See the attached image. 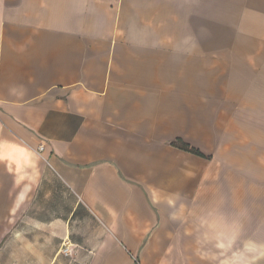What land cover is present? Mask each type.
Returning <instances> with one entry per match:
<instances>
[{
  "label": "crops",
  "instance_id": "obj_1",
  "mask_svg": "<svg viewBox=\"0 0 264 264\" xmlns=\"http://www.w3.org/2000/svg\"><path fill=\"white\" fill-rule=\"evenodd\" d=\"M248 259L264 0H0V264Z\"/></svg>",
  "mask_w": 264,
  "mask_h": 264
},
{
  "label": "trees",
  "instance_id": "obj_2",
  "mask_svg": "<svg viewBox=\"0 0 264 264\" xmlns=\"http://www.w3.org/2000/svg\"><path fill=\"white\" fill-rule=\"evenodd\" d=\"M174 144L177 145L180 148H183L185 150H189L191 152H194L195 154L203 155L202 152H200L199 149H196L195 147H192L190 144L186 143L185 141H183L180 138L177 139L176 141H174Z\"/></svg>",
  "mask_w": 264,
  "mask_h": 264
},
{
  "label": "rangeland",
  "instance_id": "obj_3",
  "mask_svg": "<svg viewBox=\"0 0 264 264\" xmlns=\"http://www.w3.org/2000/svg\"><path fill=\"white\" fill-rule=\"evenodd\" d=\"M239 249H240L239 247L236 248V250H239ZM223 250H225V246H224L223 244L218 243V244H217V251L220 252V251H223ZM234 251H235V250H234ZM248 261L250 262V261H252V260H251V259L246 260V263H245V264H250ZM218 262H219V261H218ZM232 262L235 263L236 260L233 259Z\"/></svg>",
  "mask_w": 264,
  "mask_h": 264
},
{
  "label": "built area",
  "instance_id": "obj_4",
  "mask_svg": "<svg viewBox=\"0 0 264 264\" xmlns=\"http://www.w3.org/2000/svg\"><path fill=\"white\" fill-rule=\"evenodd\" d=\"M43 150H44V146H40L39 151L43 152Z\"/></svg>",
  "mask_w": 264,
  "mask_h": 264
}]
</instances>
